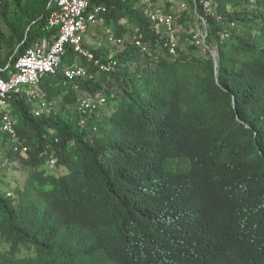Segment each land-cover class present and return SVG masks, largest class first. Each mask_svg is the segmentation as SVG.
I'll return each instance as SVG.
<instances>
[{
    "label": "trees",
    "instance_id": "obj_1",
    "mask_svg": "<svg viewBox=\"0 0 264 264\" xmlns=\"http://www.w3.org/2000/svg\"><path fill=\"white\" fill-rule=\"evenodd\" d=\"M50 2L0 4V76L50 32ZM91 3L125 42L115 71L43 75L53 103L39 115L34 98L8 101L18 149L0 128V166L16 170L0 178V264H264V0H214L216 67L190 41V9L169 53L141 0ZM79 93L106 102L82 112Z\"/></svg>",
    "mask_w": 264,
    "mask_h": 264
},
{
    "label": "built area",
    "instance_id": "obj_2",
    "mask_svg": "<svg viewBox=\"0 0 264 264\" xmlns=\"http://www.w3.org/2000/svg\"><path fill=\"white\" fill-rule=\"evenodd\" d=\"M5 0H0V4ZM144 12L150 22L163 28L166 33L165 46L169 53H174L179 43L181 28L177 25L180 14L174 11H166L161 7H153V0H141ZM51 7L46 20L48 34L39 37L19 56L12 65L6 66L5 75L0 76V128L15 140L14 150L18 149V141L15 118L11 114L8 101L14 94L27 95L30 98L39 97L38 92H30L29 86L37 84L39 79L46 74H55L62 71L66 79L91 78L86 67L82 64H71L61 68L67 46L79 57L90 62L100 72L115 71L118 61L114 57L101 58L96 56L84 45V34L88 28L97 23L99 15L106 11V6L101 3H91V0H51ZM191 10L192 18L188 20L187 34L190 41L203 52L209 53L216 67L217 49L215 44L209 42V18L217 16L214 0H191L180 2L179 10ZM52 30V31H51ZM227 37L225 30L221 34ZM108 41L123 44L119 36L109 35ZM135 44L142 46L140 40ZM106 102L103 95L84 94L77 100V107L82 112H92ZM52 101L43 98L35 109L39 115L42 110L49 108ZM26 146L21 150L26 151ZM53 163V160H50ZM9 195V193H7Z\"/></svg>",
    "mask_w": 264,
    "mask_h": 264
},
{
    "label": "rangeland",
    "instance_id": "obj_3",
    "mask_svg": "<svg viewBox=\"0 0 264 264\" xmlns=\"http://www.w3.org/2000/svg\"><path fill=\"white\" fill-rule=\"evenodd\" d=\"M166 1H169L171 3V5L169 7V11H174L175 14H177V15L181 13V11L179 10L180 2H183V1L186 2V0H153L152 6L153 7H161L162 9H165ZM124 24L126 25V22H124ZM177 25L182 27V30L180 31V32H182L183 26H181V24H179L178 19H177ZM0 28L3 31H7L6 26L3 23L1 17H0ZM114 33H115L114 24L106 23L105 18H100L96 24H94L88 28L87 32L84 34V40H85L86 44L88 46H90L91 48H93V47L99 48L102 51V53H104L107 57H111V56L113 57L125 45V42L123 45L122 44L120 45V44H117L115 42L108 41L107 37L109 35H114ZM125 35H126V32L123 31V36H125ZM67 61H68V56H64L63 60H62V64L67 63ZM86 62L87 61L84 58L77 56L72 60L71 63L83 65V63H86ZM53 76L54 75L50 76L49 84L53 83ZM28 89L30 92H38L39 93V97L34 98V99H33V97L31 98V99H33L32 100L33 106L37 107L39 102L43 98H45V96L41 95L42 93L45 92V87L43 85H40V84H32L29 86ZM82 96H83L82 93H79L77 96V99L79 100ZM56 98H60V96H56L54 94L50 95V99L53 100ZM74 107H77V104H74ZM103 109H104V106L102 107L101 110H103ZM50 168L52 169L53 167H50ZM11 171L12 170L8 166H0V178H2L4 181H7L8 178L11 177ZM62 172H66V169L63 168ZM12 173L14 175H16V170L12 171Z\"/></svg>",
    "mask_w": 264,
    "mask_h": 264
},
{
    "label": "water",
    "instance_id": "obj_4",
    "mask_svg": "<svg viewBox=\"0 0 264 264\" xmlns=\"http://www.w3.org/2000/svg\"><path fill=\"white\" fill-rule=\"evenodd\" d=\"M24 39H25V38H24ZM24 39L22 40L21 43H19V44L16 46L15 51L18 49L19 45L22 44V43L24 42Z\"/></svg>",
    "mask_w": 264,
    "mask_h": 264
},
{
    "label": "crops",
    "instance_id": "obj_5",
    "mask_svg": "<svg viewBox=\"0 0 264 264\" xmlns=\"http://www.w3.org/2000/svg\"><path fill=\"white\" fill-rule=\"evenodd\" d=\"M181 30H182V28H181ZM180 34H181V32H180ZM84 45L88 46V45L86 44L85 40H84ZM89 47H90V46H89Z\"/></svg>",
    "mask_w": 264,
    "mask_h": 264
}]
</instances>
